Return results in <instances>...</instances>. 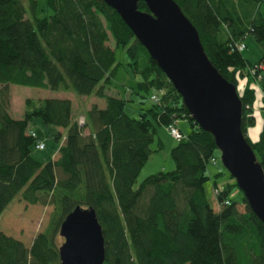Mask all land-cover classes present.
<instances>
[{
    "label": "trees",
    "instance_id": "1",
    "mask_svg": "<svg viewBox=\"0 0 264 264\" xmlns=\"http://www.w3.org/2000/svg\"><path fill=\"white\" fill-rule=\"evenodd\" d=\"M173 1L217 72L235 87L238 78L245 80L237 92L240 129L264 170V101L257 139L246 136L255 125L256 91H264V0ZM136 7L147 11L142 1ZM247 35L260 47L252 63L241 54ZM117 47L126 62L116 60ZM10 85L92 95L100 103L81 104L72 115L67 97H27L21 117L14 118ZM149 91L155 100L149 95L136 118L127 116L123 105L130 95ZM32 117L65 130L47 161L31 155L38 140L27 129ZM176 119L186 122V133ZM169 124L182 134L169 150L173 168L133 188L150 154L161 148L159 139L150 148L156 126ZM215 149L212 136L193 122L163 72L102 0H0V213L17 193L25 203L51 206L49 226L28 246L0 230V264H58V227L75 205L95 212L103 264H264V225L242 194L238 201L229 197L235 183L212 181L216 208L206 197L205 168Z\"/></svg>",
    "mask_w": 264,
    "mask_h": 264
},
{
    "label": "water",
    "instance_id": "2",
    "mask_svg": "<svg viewBox=\"0 0 264 264\" xmlns=\"http://www.w3.org/2000/svg\"><path fill=\"white\" fill-rule=\"evenodd\" d=\"M102 1L163 72L193 122L212 136L223 168L264 225V170L242 135L235 86L212 66L192 24L173 0ZM137 1L147 11L138 10ZM57 232L58 264H103V237L91 207L75 205Z\"/></svg>",
    "mask_w": 264,
    "mask_h": 264
},
{
    "label": "rangeland",
    "instance_id": "3",
    "mask_svg": "<svg viewBox=\"0 0 264 264\" xmlns=\"http://www.w3.org/2000/svg\"><path fill=\"white\" fill-rule=\"evenodd\" d=\"M24 6L26 7L25 2L23 1ZM260 11L264 16V2L260 4ZM27 14V13H26ZM244 49L241 51L242 56L247 59L249 62H255L260 55V47L253 39V37L247 35L243 40ZM114 56L117 61L126 62L127 57L123 53L120 47H117L114 52ZM245 80L243 78H238L236 84V92H240L244 86ZM256 91L253 112L255 113V125L249 127L247 132L249 133L252 142L258 137L257 128L260 122V114H257V108L259 104H263V101L257 95ZM151 91L142 94L143 97H139L135 94H131L130 98L124 102L123 109L127 116L131 118H136L140 108H145L149 105V95ZM64 96L71 100L72 105V115L77 113V108L80 105L85 104L87 106L89 103L96 101L100 103L98 99L94 96H77L72 92H65L64 95H61L59 92H51L49 90H44L34 87H25L19 85H10L9 86V113L14 118H20L22 114V103L23 100L27 97L29 98H44L49 96ZM83 107H81L82 109ZM80 112V110H79ZM176 125L186 133L188 131V126L184 120L176 119ZM28 131H31L35 134V137L44 144L42 150H36L34 147L31 149V155L35 159L42 161H47L53 158L55 155L56 149L59 144H61L62 135L64 134V129L60 127H54L51 125L43 124L39 118L32 117L27 123ZM154 141L150 144V148H155V141L159 139L161 142V148L157 151H153L146 163L139 171L136 180L134 181L133 188L137 187L138 183L147 175L154 173L156 171H169L173 168L172 160L169 156V150L172 146L175 145L176 140L171 138L167 133V130L164 126H156L155 128ZM55 132H60V138L54 139L53 134ZM256 133V134H255ZM253 134L254 137H253ZM257 135V137H256ZM256 137V138H255ZM255 138V139H254ZM214 162H208L205 168V174L208 176V180L204 183V191L206 197L211 205V207L216 208V202L213 198L212 193V181L220 186L224 183L234 182L233 178L229 177L228 172L223 168L220 159L219 151L214 150ZM241 196L240 191L237 187L232 186L230 188L229 197L238 201ZM18 193L14 198L4 207L0 213V230L9 236H12L20 240L25 246H28L33 236L49 226L51 206L49 205H40V204H28L20 200ZM62 238L58 236V244H60Z\"/></svg>",
    "mask_w": 264,
    "mask_h": 264
},
{
    "label": "built area",
    "instance_id": "4",
    "mask_svg": "<svg viewBox=\"0 0 264 264\" xmlns=\"http://www.w3.org/2000/svg\"><path fill=\"white\" fill-rule=\"evenodd\" d=\"M238 49H243V44H239L237 46ZM150 99L151 100H155V96L152 94L150 95ZM83 123V118L82 117H79L78 118V124H81ZM166 130H167V133L169 134V136L171 138H173L174 140H179L181 137H182V134L179 132L178 128L175 126V124H169L166 126ZM44 148V144L37 140L34 144V149L36 150H42ZM210 161L213 162L214 161V157H211L210 158Z\"/></svg>",
    "mask_w": 264,
    "mask_h": 264
},
{
    "label": "crops",
    "instance_id": "5",
    "mask_svg": "<svg viewBox=\"0 0 264 264\" xmlns=\"http://www.w3.org/2000/svg\"><path fill=\"white\" fill-rule=\"evenodd\" d=\"M61 95H64V93H61ZM257 95L259 96V98L261 99V101H264V91H260V90H258V93H257ZM90 104V103H89ZM88 104V105H89ZM85 105V104H84ZM87 105V106H88ZM261 106V104H259V107ZM260 109L259 108H257L256 109V111H258V113L257 114H261V111H259ZM260 127H261V124H258V128L256 129L257 130V133L259 132V130H260ZM247 130H248V127H247V129H246V136L248 137V139L252 142V139H251V137H250V135H249V131L247 132ZM256 134V133H255ZM255 134H253V137H254V135ZM259 134V133H258ZM63 136V135H62ZM256 137H257V135H256ZM255 137V138H256ZM254 138V139H255ZM256 140V139H255ZM255 140H254V142H255ZM55 155H53V157H54ZM144 166V165H143ZM142 169V168H141Z\"/></svg>",
    "mask_w": 264,
    "mask_h": 264
}]
</instances>
